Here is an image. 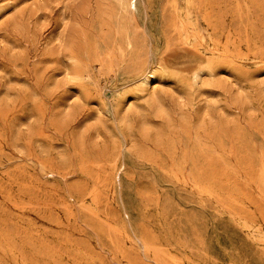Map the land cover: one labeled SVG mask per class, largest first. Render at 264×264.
I'll use <instances>...</instances> for the list:
<instances>
[{
  "label": "rangeland",
  "instance_id": "rangeland-1",
  "mask_svg": "<svg viewBox=\"0 0 264 264\" xmlns=\"http://www.w3.org/2000/svg\"><path fill=\"white\" fill-rule=\"evenodd\" d=\"M0 264H264V0H0Z\"/></svg>",
  "mask_w": 264,
  "mask_h": 264
},
{
  "label": "bare ground",
  "instance_id": "bare-ground-1",
  "mask_svg": "<svg viewBox=\"0 0 264 264\" xmlns=\"http://www.w3.org/2000/svg\"><path fill=\"white\" fill-rule=\"evenodd\" d=\"M148 73L150 75V78H152L153 80H155V76L153 75V73H150V72H148Z\"/></svg>",
  "mask_w": 264,
  "mask_h": 264
}]
</instances>
